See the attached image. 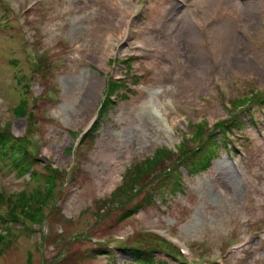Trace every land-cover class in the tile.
<instances>
[{"label":"rangeland","instance_id":"rangeland-1","mask_svg":"<svg viewBox=\"0 0 264 264\" xmlns=\"http://www.w3.org/2000/svg\"><path fill=\"white\" fill-rule=\"evenodd\" d=\"M0 125V264H264V0H0Z\"/></svg>","mask_w":264,"mask_h":264},{"label":"trees","instance_id":"trees-1","mask_svg":"<svg viewBox=\"0 0 264 264\" xmlns=\"http://www.w3.org/2000/svg\"><path fill=\"white\" fill-rule=\"evenodd\" d=\"M115 82V81H113ZM115 85H112V89H115ZM110 105V99L109 97L105 100L104 103V107H103V111H107L108 107ZM97 128H94L91 132L87 133L89 136L90 134H93V132H96ZM222 139L223 141L226 140V138L223 135ZM24 140L19 139L18 137H16L15 135H13L11 133V131L7 128L4 127L2 125H0V156H8L10 157V159L14 160V162L16 163L17 166L20 167V169L22 171H29L32 168V163H39V159L38 157L34 158L33 162H30V159L27 157V155L25 154L28 149H27V143L23 144ZM220 147V142L217 140H211V141H200V145L195 149L191 150V157L188 156V154H186L185 157L182 158V160L185 163V158H193L192 162H194L193 164H189L191 167V171L193 173L198 172V171H203L205 169H207L209 167V165L211 164V161L213 159V156H215L218 152V149ZM162 151H167L166 149H163ZM194 157H198L201 158L200 160ZM161 160L163 161V159L161 158ZM190 160V159H188ZM186 164L187 161H186ZM161 166V165H160ZM175 171V169L173 168L172 165H165L163 167H159V169H157V173L156 174H160L161 176H163V178H167L169 176H172L174 178V174L173 172ZM33 176L38 179L39 175L37 173H33ZM153 176V175H152ZM124 182L127 185L126 188V194L130 195L132 192H135L136 190H138L140 187H142L144 185V183L146 182L144 179H137L134 182L131 181V175H126L124 178ZM50 185V184H49ZM49 185L47 187L48 191H51L52 194L54 193V190L56 188V184H52L51 188H49ZM34 196L29 197L28 199H26V202L31 199ZM23 199V198H22ZM161 241V243L166 244L167 246H169L170 248H172L176 254L179 255V251L178 249L173 246L171 243L167 242L166 240L157 238ZM133 251H135V255L139 256L141 258V254H143L145 251H147L146 248H133ZM138 258V257H137ZM143 260V259H142ZM145 264H155L157 263L156 259H145L144 260Z\"/></svg>","mask_w":264,"mask_h":264},{"label":"bare ground","instance_id":"bare-ground-1","mask_svg":"<svg viewBox=\"0 0 264 264\" xmlns=\"http://www.w3.org/2000/svg\"><path fill=\"white\" fill-rule=\"evenodd\" d=\"M219 2H221V0H219ZM257 8H259V7H257V5H255L253 2H248V4L246 3V5H245V9L246 10H250V9H252L254 12H256V10H257ZM260 9V8H259ZM127 24H128V22H126V25L124 26V31L127 29ZM112 39H113V36L112 35H109L108 36V38L107 39H105V42L106 43H109V42H111L112 41ZM150 122H151V125L154 127H158V128H163V129H166L167 130V132H170L169 131V129H167V127L166 126H162L161 125V119H160V117L159 116H151L150 117Z\"/></svg>","mask_w":264,"mask_h":264}]
</instances>
